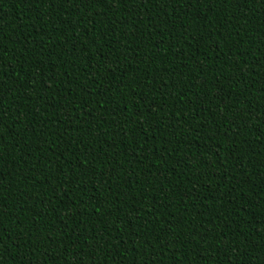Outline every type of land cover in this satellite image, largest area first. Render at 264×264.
Instances as JSON below:
<instances>
[{
    "label": "trees",
    "instance_id": "16d2710c",
    "mask_svg": "<svg viewBox=\"0 0 264 264\" xmlns=\"http://www.w3.org/2000/svg\"><path fill=\"white\" fill-rule=\"evenodd\" d=\"M37 3L0 0V264H264V0Z\"/></svg>",
    "mask_w": 264,
    "mask_h": 264
},
{
    "label": "snow or ice",
    "instance_id": "6c2138e0",
    "mask_svg": "<svg viewBox=\"0 0 264 264\" xmlns=\"http://www.w3.org/2000/svg\"><path fill=\"white\" fill-rule=\"evenodd\" d=\"M37 2V0H36ZM42 2V0H39V3ZM52 3H55V0H51ZM61 3H80V4H109V3H115V0H60ZM121 2L123 3L124 0H121ZM216 3H219V4H224V3H227L228 5L229 4H232L233 3V0H215ZM253 0H235V3H238V4H247L249 5L250 3H252ZM37 3V4H39ZM201 39H203V37L201 36ZM100 51V49H98ZM113 63H118V61H113ZM0 87H3L2 85H0ZM168 87V85H167ZM166 87V88H167ZM164 97H167V95L165 94ZM65 99H67V97H65ZM165 99V98H164ZM167 102V99H165V103ZM0 118H2V113H0ZM114 167V166H113ZM34 171V170H33ZM261 179H264V176L261 177ZM64 181H67V177L65 176L64 178ZM86 181H82L81 183L84 185ZM59 190V189H58ZM232 199H235L234 197H232ZM139 208V207H138ZM0 209H6L4 205H0ZM140 211L139 213L142 211L141 208H139ZM136 211V210H135ZM137 212V211H136ZM0 214H2V212H0ZM61 219L63 220V218L61 217ZM202 223V221H201ZM179 225H176L175 227H177ZM141 227V226H140ZM175 227L172 228V232L168 234V236H171L173 238V241H177L179 237L176 236L175 234ZM203 228H201V232H202ZM94 240H97V238L93 237ZM100 239V238H99ZM0 240H2V237H0ZM34 244L36 243L35 240L32 241ZM61 243V241H60ZM103 245V244H102ZM68 249H69V246H68ZM78 252V251H77ZM240 254H243L244 255V252H241ZM149 255H151V253H149ZM77 264H80L79 261H77ZM95 264H99L98 261L95 262ZM145 264V262H144ZM147 264H157V262H153L151 260H148L147 261Z\"/></svg>",
    "mask_w": 264,
    "mask_h": 264
}]
</instances>
